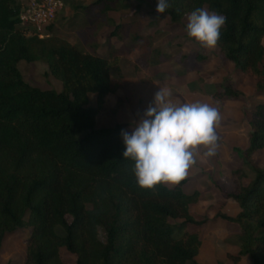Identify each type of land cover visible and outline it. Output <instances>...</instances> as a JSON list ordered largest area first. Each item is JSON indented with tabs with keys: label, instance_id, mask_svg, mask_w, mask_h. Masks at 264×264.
I'll return each instance as SVG.
<instances>
[{
	"label": "trees",
	"instance_id": "obj_1",
	"mask_svg": "<svg viewBox=\"0 0 264 264\" xmlns=\"http://www.w3.org/2000/svg\"><path fill=\"white\" fill-rule=\"evenodd\" d=\"M101 1L102 10L113 9L110 0L94 4ZM128 1L119 2L120 8L132 6ZM168 2L158 17L172 24L197 8L225 16L218 56L234 64L240 82L264 92V0ZM19 8V0H0V249L7 234L30 228L25 264H202L196 256L209 217L191 211L200 192L183 191L185 179L139 187L134 162L123 157L126 124L95 127L105 95L121 86L110 76L119 71L116 53L103 57L58 38L25 36L16 25ZM110 22L108 36L123 30L124 23ZM140 38L135 34L130 48ZM145 46L147 65L166 58ZM20 60L45 62L61 90L30 85ZM89 94L96 96L93 105ZM241 95L231 83L213 94L217 100ZM250 125L248 146L240 153L254 178L245 185L243 168L233 169L234 188L223 196L239 212L214 216L238 225L239 249L228 254L234 264L242 256L264 264V165L251 157L264 148V99L252 110ZM61 251L74 262L62 259Z\"/></svg>",
	"mask_w": 264,
	"mask_h": 264
},
{
	"label": "crops",
	"instance_id": "obj_2",
	"mask_svg": "<svg viewBox=\"0 0 264 264\" xmlns=\"http://www.w3.org/2000/svg\"><path fill=\"white\" fill-rule=\"evenodd\" d=\"M190 14L183 17L181 24H172L168 18L161 19L158 22L159 27L157 29L160 28V31H158L157 36L163 38L157 41L155 48H159L161 53L163 52V56L168 54L171 57L165 58L156 64H146L140 69L142 71L137 73L135 70H137L136 62L141 52L140 47L135 46L131 49L130 54H125V57L119 54V67L122 74L121 77L119 76L121 86L105 95L99 112L108 106V119L109 114L112 112L119 115L121 122L118 123L126 124L122 130L130 134L132 127H135L134 122H138L148 106L153 103L158 88L171 90L173 103L183 104L198 101L208 103L219 110L221 119L216 127V133L219 137L217 154L210 158L206 157L201 146L195 157L197 162L188 170V175L182 185V187L190 186L189 192L183 190L187 193L195 190L200 192L199 201L191 206V211L193 213H204L209 217V221L203 227L204 236L208 226L211 231H217L210 227L212 223L217 222L218 226L226 224L224 220L214 218L217 213L235 216L239 212V206L235 201L220 195L221 191L224 193L233 190L231 171L237 167L243 168L245 172L243 183L245 185L254 178V173L245 163L243 156L239 154L240 152L238 153L236 150L241 151L248 146V137L252 130L250 125L251 112L257 103L256 100L259 101L260 97L254 93L256 91L253 86L246 82L238 84L232 62H222L224 66L221 64L218 56V46L214 49H206L195 42L194 38L187 35L186 26ZM161 23L163 25L169 23V25L164 28L161 27ZM138 33L141 34L140 31ZM127 62L132 65V70L129 68L126 71L124 70L122 64H127ZM110 76L112 77L111 72ZM119 77L117 75L116 78L119 79ZM228 83H231L233 88L241 91L242 95L239 98L224 97L220 100L215 99L213 94L222 91ZM246 98L250 102L246 103ZM253 98L256 100H253ZM108 99H111V103H107ZM97 116L96 121L98 120ZM251 157L260 165H264V148L256 150ZM215 193L218 194L217 197ZM211 197L213 198L211 199ZM200 206L203 209H199ZM210 208H215V210L208 213ZM224 208L226 209L224 210ZM203 236L196 256L198 262L216 264L218 260L226 264L220 255L222 250L220 246H218L220 252L214 245L206 252V255L204 254V251H202ZM217 239L214 235L212 236V240ZM236 252L225 249L223 255ZM242 257L237 264L244 262Z\"/></svg>",
	"mask_w": 264,
	"mask_h": 264
},
{
	"label": "rangeland",
	"instance_id": "obj_3",
	"mask_svg": "<svg viewBox=\"0 0 264 264\" xmlns=\"http://www.w3.org/2000/svg\"><path fill=\"white\" fill-rule=\"evenodd\" d=\"M64 8L59 12L55 20L53 21L51 29L48 31L49 36L52 38H58L64 41H67L70 44L78 46L88 52L97 53L103 57H109L111 52L114 51L118 56V61L116 65L119 67V54L125 57V54L131 52L130 44L132 39L135 37V34L140 35V38L135 42L134 47H140V56L136 62L137 73L143 66H146V61L141 53L145 54L147 46L149 49L155 48L157 41H160L163 37H158V31H160L158 13L156 12V6L153 3V0H130L128 1L132 6L126 8H120L119 2L124 0H110L108 4L113 7V9L102 10L104 6V1H101V4H94L96 0H63ZM136 5L139 7L137 8ZM110 19H113L115 23H124L123 30H118L115 35L108 36V33L111 32L114 28V24L110 22ZM170 23V22H169ZM169 23L164 25L161 23V27L167 28ZM182 23V22H181ZM180 23V24H181ZM171 24V23H170ZM140 31L141 34L138 32ZM162 36V35H161ZM159 38V39H158ZM264 43V38H263ZM98 47V48H97ZM133 47V48H134ZM144 48V49H143ZM159 49V48H158ZM161 51V50H160ZM114 52H112L114 54ZM163 53V52H162ZM166 54V53H165ZM154 56V55H153ZM171 57V55L166 54V58ZM223 60L220 59L221 64ZM228 62V61H226ZM225 62V63H226ZM126 65V66H125ZM18 68L26 82L32 86L39 87L41 89H54L60 91L62 88L61 82L54 78L48 70V67L43 61H33L26 62L24 60L19 61ZM124 70L128 68L132 70V65L127 62V64H122ZM112 78L114 80L120 81L121 68L119 71L112 69ZM235 76L238 84H241L238 80L237 73ZM118 75L119 79L116 78ZM228 80V79H227ZM121 82V81H120ZM247 84L253 86L250 82L246 81ZM227 86V85H226ZM224 86L223 88H225ZM254 87V86H253ZM120 88V86H119ZM258 94L260 100L264 99V92H254ZM95 94H89V103L95 104ZM115 98V97H114ZM253 100H256L253 98ZM245 102H250L248 98L245 99ZM257 102V100H256ZM107 103H111V99H108ZM106 106L103 111L98 112V120L95 122L96 128L102 127H113L118 122H121V117L116 113H110L108 119ZM247 113V112H246ZM248 114V113H247ZM109 122V123H108ZM236 150V149H235ZM240 152V150H236ZM241 155V153H239ZM250 168V167H249ZM190 186H183L182 189L189 192ZM234 188V184H233ZM228 193V192H224ZM223 191L220 192L221 197H224ZM216 197L218 194H216ZM213 197H211L212 199ZM215 201V200H214ZM201 205V204H200ZM203 209V207H199ZM197 209V210H199ZM226 208H224L225 210ZM211 211L214 209H209ZM197 215H202L204 213H196ZM215 218V217H214ZM221 219V218H215ZM222 220V219H221ZM212 223L210 227L217 231H211L209 226L206 231L202 232L204 237L203 248L204 254L214 246L219 251L221 250V257H223L226 264H232V259L228 254L223 255V250L228 249L229 251H238L237 246V233L238 225L236 224H220ZM211 228V229H212ZM30 228H19L16 231L9 233L5 236L2 246L0 249V264H24L25 263V254H26V241L30 234ZM214 232V234H213ZM227 236H226V235ZM217 237V240H212V236ZM220 252V251H219ZM61 258L67 262H74L73 256L67 254L64 251L60 252ZM197 260V259H196ZM232 262H231V261ZM242 260L246 263L241 264H251L249 256H243ZM198 261V260H197ZM218 261V260H217ZM202 263V261H199ZM203 264H212L209 262H203ZM234 264V263H233Z\"/></svg>",
	"mask_w": 264,
	"mask_h": 264
},
{
	"label": "clouds",
	"instance_id": "obj_4",
	"mask_svg": "<svg viewBox=\"0 0 264 264\" xmlns=\"http://www.w3.org/2000/svg\"><path fill=\"white\" fill-rule=\"evenodd\" d=\"M169 7L168 0H157L156 12L163 14ZM225 23V16L197 8L188 16L187 35L202 47L214 49ZM171 96V90L158 88L153 103L134 122L131 133L121 132L123 157L134 162L132 170L141 188L179 184L196 164L201 146L206 157L217 154L219 110L198 101L176 104Z\"/></svg>",
	"mask_w": 264,
	"mask_h": 264
},
{
	"label": "built area",
	"instance_id": "obj_5",
	"mask_svg": "<svg viewBox=\"0 0 264 264\" xmlns=\"http://www.w3.org/2000/svg\"><path fill=\"white\" fill-rule=\"evenodd\" d=\"M17 27L25 36L49 35L48 26L64 8L63 0H19Z\"/></svg>",
	"mask_w": 264,
	"mask_h": 264
}]
</instances>
